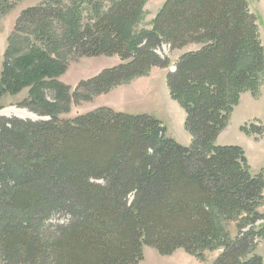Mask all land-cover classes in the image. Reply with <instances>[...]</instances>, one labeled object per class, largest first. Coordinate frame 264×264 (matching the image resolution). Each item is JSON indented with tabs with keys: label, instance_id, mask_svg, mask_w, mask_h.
Listing matches in <instances>:
<instances>
[{
	"label": "trees",
	"instance_id": "16d2710c",
	"mask_svg": "<svg viewBox=\"0 0 264 264\" xmlns=\"http://www.w3.org/2000/svg\"><path fill=\"white\" fill-rule=\"evenodd\" d=\"M148 1L47 0L17 19L0 97L28 88L22 106L47 119L0 118V264H140L145 248L201 258L218 247L213 264H262L264 172L252 175L240 147L216 145L240 95H256L264 77L256 18L247 0H165L142 30ZM162 45L195 46L166 76L188 147L148 115L103 107L61 118L73 104L169 68ZM73 56L120 63L70 93L58 79ZM59 215L64 223H48ZM230 223L233 239L223 227Z\"/></svg>",
	"mask_w": 264,
	"mask_h": 264
},
{
	"label": "rangeland",
	"instance_id": "374dc122",
	"mask_svg": "<svg viewBox=\"0 0 264 264\" xmlns=\"http://www.w3.org/2000/svg\"><path fill=\"white\" fill-rule=\"evenodd\" d=\"M47 0H8L10 9L3 11L4 0H0V75L4 54L8 47V38L16 26L21 12L45 3ZM165 0H149L143 7V14L139 21V28L150 30L158 10ZM250 12L256 18L259 37L264 48V0H247ZM58 32H61L57 30ZM26 37V35H23ZM192 46L182 50H170L167 45L157 49L161 57L169 58L171 66L167 69L152 68L141 77L132 79L128 83L121 84L107 94L93 97L89 102L73 104L67 114H62L63 119H72L84 115L99 108H110L115 112L129 115H148L160 121L166 129V135L175 139L181 146L188 147L191 137L185 130V112L178 102L172 100L166 84V76L174 71L178 58ZM120 63L117 56L114 57H80L68 61L65 74L58 79L60 83L73 92L81 81L89 80L98 75L104 69L112 68ZM28 88L20 93L11 95L5 93L0 97V118H18L22 120L42 121L47 117L36 115L22 106L29 100ZM48 101L53 102L54 92H45ZM247 128L248 133L242 131ZM188 140V142H186ZM218 146H238L247 159L252 175L264 172V77L260 83L256 95L247 91L240 95L238 103L233 108L228 126L220 133L216 140ZM260 214L264 216V203L259 208ZM61 215L54 216L48 222L59 225L65 222ZM258 225L264 226V218ZM47 227V225H46ZM229 238L236 237L235 224H224ZM264 228V227H263ZM255 253L264 264V229L262 237L257 240ZM222 249L205 251L203 257L197 258L177 250L171 255H160L155 249L145 248L143 261L140 264H213Z\"/></svg>",
	"mask_w": 264,
	"mask_h": 264
},
{
	"label": "crops",
	"instance_id": "0c3cea01",
	"mask_svg": "<svg viewBox=\"0 0 264 264\" xmlns=\"http://www.w3.org/2000/svg\"><path fill=\"white\" fill-rule=\"evenodd\" d=\"M194 48H191L192 50H194L195 49V46H193ZM191 51V50H190ZM175 140V139H174ZM176 141V140H175ZM177 142V141H176ZM186 142H188V140L186 141Z\"/></svg>",
	"mask_w": 264,
	"mask_h": 264
}]
</instances>
